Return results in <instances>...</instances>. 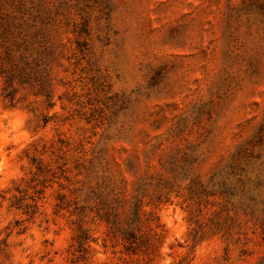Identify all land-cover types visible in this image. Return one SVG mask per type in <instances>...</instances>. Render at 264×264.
<instances>
[{"label":"rangeland","instance_id":"obj_1","mask_svg":"<svg viewBox=\"0 0 264 264\" xmlns=\"http://www.w3.org/2000/svg\"><path fill=\"white\" fill-rule=\"evenodd\" d=\"M8 28L0 264H264V0H0V70Z\"/></svg>","mask_w":264,"mask_h":264},{"label":"trees","instance_id":"obj_2","mask_svg":"<svg viewBox=\"0 0 264 264\" xmlns=\"http://www.w3.org/2000/svg\"><path fill=\"white\" fill-rule=\"evenodd\" d=\"M5 34H10L14 36V38L12 39L13 43L7 45L6 47V54L8 60H10V67L0 70V74L3 76V81L5 83V88L11 87V89H8L9 93H6L5 96H8L9 94L10 98H12L13 94L17 90L15 82H18L21 85L27 84L32 88H35V94L41 93L43 90V86L40 85L39 87H37L36 83L33 82L31 79L32 76L37 78L39 76V71L31 66L29 57L24 52H21L19 53V55H16L13 51V47H19L22 44V42L17 38L22 36V30L8 28ZM15 38L17 40H15ZM51 146L53 147V145ZM49 147L50 145L48 146L46 143L43 144V150H47L49 149ZM35 150L37 151L39 149L35 147ZM50 150L53 154H55L54 149L51 148ZM31 159L32 164H34L35 166V170H33L34 176L42 175L49 171L50 168L48 164H43L42 158H39L36 155H32ZM65 163L66 162H64V164ZM58 167L61 170L65 171L62 168V164H59ZM20 204L21 205L19 206H23L26 211H29L31 205H33L34 207L38 206V201L35 199L33 204ZM118 230L119 231L113 229L112 235L122 241L124 249L127 252L134 254H149L153 250L155 245L153 241L154 234L143 229V222L139 216L138 211L134 212L133 220L130 222V228H123V231H121L120 229ZM88 238L89 236L87 235L86 230L80 227L78 233L74 237L77 243L76 245L79 248L77 250L85 249L84 244L89 241Z\"/></svg>","mask_w":264,"mask_h":264}]
</instances>
